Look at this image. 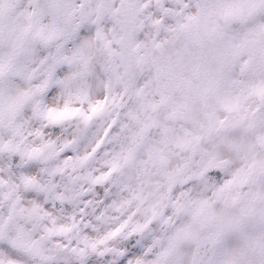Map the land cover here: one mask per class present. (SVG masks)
Listing matches in <instances>:
<instances>
[{
    "label": "snow or ice",
    "instance_id": "snow-or-ice-1",
    "mask_svg": "<svg viewBox=\"0 0 264 264\" xmlns=\"http://www.w3.org/2000/svg\"><path fill=\"white\" fill-rule=\"evenodd\" d=\"M0 264H264V0H0Z\"/></svg>",
    "mask_w": 264,
    "mask_h": 264
}]
</instances>
